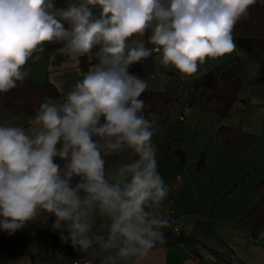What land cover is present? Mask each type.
<instances>
[{"label": "clouds", "instance_id": "9594fccd", "mask_svg": "<svg viewBox=\"0 0 264 264\" xmlns=\"http://www.w3.org/2000/svg\"><path fill=\"white\" fill-rule=\"evenodd\" d=\"M256 0H0V94L23 83L44 45L70 58L96 52L66 98L39 106L27 127L0 124V230L42 220L62 244L105 253L103 264H144L170 226L145 80L129 68L154 52L191 77L236 50L233 30ZM99 8V16L93 9ZM151 32L146 47L143 37ZM128 153L114 169L105 157ZM54 218V219H53Z\"/></svg>", "mask_w": 264, "mask_h": 264}, {"label": "rangeland", "instance_id": "374dc122", "mask_svg": "<svg viewBox=\"0 0 264 264\" xmlns=\"http://www.w3.org/2000/svg\"><path fill=\"white\" fill-rule=\"evenodd\" d=\"M150 35V31L145 33L144 44ZM235 58L240 59L244 69L242 99L224 119L215 112L193 106L181 121L183 107L178 99L170 111L148 114L157 129L153 143L157 149V170L165 185H170L178 174L183 176L181 185L168 192L169 201L162 203L160 212L170 219L173 208L177 223L189 236L195 237L189 241L190 247L202 254L203 259L204 256L213 257L204 260L206 264H264V235L253 242L250 230L238 221L250 195L256 190L250 187L255 177L252 176L256 172L254 168L256 165L259 169L264 168V85L254 82L258 66L236 47L231 54L207 59L196 74L188 77L171 65L165 66L161 54L154 52L153 72L146 81L147 88L164 90L174 73L182 81L178 92L181 97L193 88L196 78ZM221 125L255 133L258 140L244 156H238L223 142H211ZM169 135L182 138L186 161L176 159L168 149ZM202 152H206V164L219 176L215 182H208L197 174L196 165ZM104 255L98 245L89 252L92 259Z\"/></svg>", "mask_w": 264, "mask_h": 264}, {"label": "trees", "instance_id": "16d2710c", "mask_svg": "<svg viewBox=\"0 0 264 264\" xmlns=\"http://www.w3.org/2000/svg\"><path fill=\"white\" fill-rule=\"evenodd\" d=\"M233 36L236 47L258 66L254 82L264 85V0H256V3L249 7L247 15L234 26ZM63 46L62 43H48L46 49L51 54ZM146 47H149L148 44ZM89 64L85 58L82 59L83 70H87ZM129 71L147 81L148 76L153 72V54L133 64ZM243 76L244 69L239 58L225 62L206 72L194 80L193 88L187 92L189 106L199 107L203 111L215 112L221 116V119H224L231 113L235 104L242 99ZM181 84L180 77L173 73L164 90L154 91L146 87L141 95L145 105L144 116L149 119V113L164 114L170 111L175 106L177 99L181 104L178 95ZM46 98L60 101L65 97L48 79L44 82H38L26 78L22 84L18 82L15 89L6 94H0V106L21 110L28 116L34 117ZM149 120L151 121V119ZM212 139V141L223 142L238 156H244L255 145L258 135L240 128L221 125L215 131ZM166 142L168 149L177 158L182 161L186 160L187 154L183 150L181 138L167 136ZM120 156L105 157L106 167L108 168ZM196 168L199 173L210 180H215L217 177L206 164V152L200 154ZM255 189L258 191L260 199L249 211L243 214L239 221V224L250 230L253 242H256L261 234H264V178L257 183ZM168 220L170 223V219ZM163 232L166 241L164 244L167 246L184 244L193 239L187 237L182 230L179 235H174L170 226L163 229ZM34 249L45 251V256L33 254ZM91 249L88 252H82L78 248H72L70 244H62L58 234L53 231L32 230L26 235H9L0 230V255H30L49 264H71L74 260L89 258Z\"/></svg>", "mask_w": 264, "mask_h": 264}, {"label": "crops", "instance_id": "0c3cea01", "mask_svg": "<svg viewBox=\"0 0 264 264\" xmlns=\"http://www.w3.org/2000/svg\"><path fill=\"white\" fill-rule=\"evenodd\" d=\"M79 2L80 0H56V7L58 10H63V9H66L70 4L79 3ZM93 13L94 15L99 16L100 9L94 8ZM147 44L149 48H152L149 42L145 43V46ZM46 46L47 44L44 45V51L40 53L41 59L39 61L32 62L31 59L29 60L27 66L30 67V74L27 78L38 81V82H44L46 79H48L58 88V90L66 98L67 93L72 89L74 84L78 80L82 79L81 74L87 72L90 67H92L95 63L98 62L97 57H96V52L98 51V48H94L92 50L91 56L80 57L79 63H77L76 61L72 60L70 56L66 53V51L64 50V46L52 52L51 54L47 52ZM83 58H85L90 63L87 70L82 69L81 62ZM150 90L161 91V90H155L152 88H150ZM179 97H180V94H179ZM45 101L51 102L53 100L46 98ZM29 118H32V117L28 116L25 112L21 110L8 109V108H3L2 106H0V124L8 123V124L27 127L28 126L27 121ZM169 136L176 137L173 135H169ZM263 136H261V139L263 138ZM176 138H180V137H176ZM211 142H220V141H211ZM173 156L176 159H179L174 154ZM131 159L132 157H130L129 154H123L120 157H118L108 167V169L109 170L114 169L116 166H118L119 163L130 162ZM210 169L215 173V170H213L212 168ZM254 170H256V172L252 176H255V177L254 179H252L253 181L252 184H250V187H253V188L257 185L259 181H261L264 178V168L259 169V166L256 165ZM196 171H197V174H199V176L206 178L208 182H215L217 178L219 177L215 173L217 175L216 179L210 180L204 175H202L201 173H199L197 168H196ZM178 176L179 174L176 176V178ZM180 176L182 178H181V182L179 185H181L182 180H183V176L182 175ZM208 182H206L205 185H207ZM259 199H260V195L255 190L254 193L250 195V198L246 202L244 206L246 208H243V210L241 211V215L249 211L253 207V205H255L259 201ZM51 223H52V220H49L48 224L44 223L42 220H38L35 224H30L29 226L15 232L14 234L26 235L32 230L51 231ZM182 231L187 237L195 239V237L189 236L186 233L184 228H182ZM262 235L264 234H261V236ZM191 240H188L184 244H177L174 246H167L165 244H162V245L157 244V246L150 252L149 257L144 261V264H206L204 260L213 259L212 256H209V257L204 256V259H203L202 254H200L199 252H196L193 248L190 247L189 241ZM98 258H101V257H98ZM0 264H49V263L42 262L30 255L28 256L0 255Z\"/></svg>", "mask_w": 264, "mask_h": 264}, {"label": "built area", "instance_id": "2783aa9c", "mask_svg": "<svg viewBox=\"0 0 264 264\" xmlns=\"http://www.w3.org/2000/svg\"><path fill=\"white\" fill-rule=\"evenodd\" d=\"M180 102L183 107L181 111V115H180V120L183 121L185 119V115L190 112V108H191L188 104V94L187 93L183 94L180 97ZM181 178L182 177L179 175L170 185H168L169 191L171 189H176L178 187V185L181 182ZM165 201H168V196L165 199ZM171 214H172V217L170 218L171 231L174 235H179V233L182 230L181 225L176 222L173 209H171ZM32 252L33 254H36V255L38 254L41 256H45V251L43 250L34 249ZM71 264H103V257L97 258V259H91V258L77 259V260L72 261Z\"/></svg>", "mask_w": 264, "mask_h": 264}, {"label": "bare ground", "instance_id": "6f19581e", "mask_svg": "<svg viewBox=\"0 0 264 264\" xmlns=\"http://www.w3.org/2000/svg\"><path fill=\"white\" fill-rule=\"evenodd\" d=\"M88 258V257H87Z\"/></svg>", "mask_w": 264, "mask_h": 264}]
</instances>
